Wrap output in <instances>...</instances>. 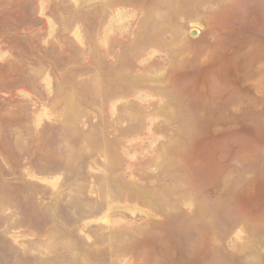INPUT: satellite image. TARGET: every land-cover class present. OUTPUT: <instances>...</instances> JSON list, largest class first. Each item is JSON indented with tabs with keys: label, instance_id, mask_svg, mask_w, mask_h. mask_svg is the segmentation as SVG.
Returning a JSON list of instances; mask_svg holds the SVG:
<instances>
[{
	"label": "rangeland",
	"instance_id": "obj_1",
	"mask_svg": "<svg viewBox=\"0 0 264 264\" xmlns=\"http://www.w3.org/2000/svg\"><path fill=\"white\" fill-rule=\"evenodd\" d=\"M0 264H264V0H0Z\"/></svg>",
	"mask_w": 264,
	"mask_h": 264
}]
</instances>
